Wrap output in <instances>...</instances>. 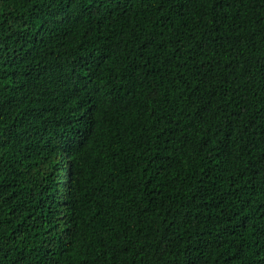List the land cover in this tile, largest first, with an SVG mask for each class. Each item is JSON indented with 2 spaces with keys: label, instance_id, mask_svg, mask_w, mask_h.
Segmentation results:
<instances>
[{
  "label": "trees",
  "instance_id": "trees-1",
  "mask_svg": "<svg viewBox=\"0 0 264 264\" xmlns=\"http://www.w3.org/2000/svg\"><path fill=\"white\" fill-rule=\"evenodd\" d=\"M0 264H264V0H0Z\"/></svg>",
  "mask_w": 264,
  "mask_h": 264
},
{
  "label": "rangeland",
  "instance_id": "rangeland-1",
  "mask_svg": "<svg viewBox=\"0 0 264 264\" xmlns=\"http://www.w3.org/2000/svg\"><path fill=\"white\" fill-rule=\"evenodd\" d=\"M63 175L65 176L66 174L64 173Z\"/></svg>",
  "mask_w": 264,
  "mask_h": 264
}]
</instances>
